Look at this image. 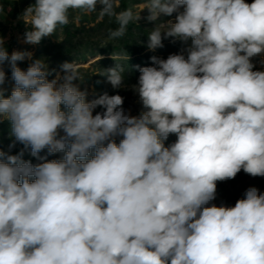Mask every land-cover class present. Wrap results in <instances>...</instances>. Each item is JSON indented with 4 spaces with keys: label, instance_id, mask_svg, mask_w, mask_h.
<instances>
[{
    "label": "clouds",
    "instance_id": "1",
    "mask_svg": "<svg viewBox=\"0 0 264 264\" xmlns=\"http://www.w3.org/2000/svg\"><path fill=\"white\" fill-rule=\"evenodd\" d=\"M98 5L100 19L118 24L110 40L147 9L149 50L167 38L191 45L137 65L131 85L122 65L104 69L113 89L138 96L131 115L119 94L89 100L74 62L51 80L42 58L22 70L32 53L9 55L0 36V123L12 138L0 148V264H264V192L250 186L234 206L213 203L218 182L241 170L264 177V0H145L137 12L116 11L119 0H34L24 42ZM28 150L41 162L23 159Z\"/></svg>",
    "mask_w": 264,
    "mask_h": 264
},
{
    "label": "trees",
    "instance_id": "2",
    "mask_svg": "<svg viewBox=\"0 0 264 264\" xmlns=\"http://www.w3.org/2000/svg\"><path fill=\"white\" fill-rule=\"evenodd\" d=\"M127 8H131L129 0H119V7L116 11H121ZM99 17V13L97 14ZM96 20V19H95ZM154 23H136L131 22L128 27L125 35L117 39H111L109 44V49H101L98 45H93L92 51H84L85 48L83 39L84 36H101L107 37L109 30H114L118 27V24L115 21L114 17L105 16L103 19L97 20L91 27H75L72 23H68L63 26L64 38L60 42H48L43 48L40 49L39 53L34 57L35 59H48L46 61L48 68L52 71V75L48 77L50 80L56 72L61 69V65L65 62H81L85 61L88 56L95 57L97 55L105 54H115L119 55L121 58L119 61L113 60L112 58L103 57L97 59L92 63V70L79 68L80 73H84L83 78L84 82L87 84L93 85L95 87V93L102 94L103 92H108L109 95H114L117 93L116 89H113L110 83L107 82V78L102 76L104 69L115 67L116 64L122 65L124 68L125 81L127 84L131 85L136 83L139 76V72L136 68L137 65L152 66L151 57L157 56L156 52L151 51L147 48L148 44V33L154 27ZM179 39L167 38L163 39L164 47L159 48L161 54H165L168 48H173L180 43ZM109 52V53H108ZM129 55V59L127 56ZM121 62V63H118ZM18 66L22 70H26L29 66V63L25 61H18ZM116 63V64H114ZM4 69L6 74L11 78V70L5 62ZM14 83V82H13ZM117 138V143L119 139ZM12 138L5 137L0 135V148L5 152H8V146L11 143ZM23 145L17 144L15 148L11 150L10 154H17ZM47 150L43 151V155H46ZM63 153H56L54 155L48 156L49 160L61 159ZM23 159L30 160L33 164L40 163L35 157L30 155V150L26 151Z\"/></svg>",
    "mask_w": 264,
    "mask_h": 264
},
{
    "label": "rangeland",
    "instance_id": "3",
    "mask_svg": "<svg viewBox=\"0 0 264 264\" xmlns=\"http://www.w3.org/2000/svg\"><path fill=\"white\" fill-rule=\"evenodd\" d=\"M130 6L133 9L134 12H137L141 9L143 4L145 3V0H129ZM246 2L251 3L252 0H246ZM34 3V0H0V36H2L5 39V48L8 51L9 55L13 51H22V52H31L32 58L31 60L28 58H25L23 61L27 63H31L32 60H34V57L39 53L40 49L43 48L48 42H60L64 38L63 28H58L56 33L43 37L39 44H28L24 42V34L28 30V25L25 24V22L22 19V13L24 10L31 4ZM99 5L96 12L93 13H85L80 10H70L69 12V23L74 24L75 27L81 28V27H91L94 25V23L99 20L100 18L97 17V14L99 13ZM182 10V9H181ZM141 19L138 21V23H151L145 19L149 15L148 10L144 9L140 13ZM175 15V14H173ZM172 17H165L161 16L160 20L164 21L167 19H171ZM96 19V20H95ZM85 48L84 51H92V46L98 45L101 49H109L110 39L107 37H101V36H84L83 39ZM180 43L177 44V46L173 48H168L167 52L165 54L158 53L159 48L156 49L154 52H156L157 57L166 59L170 54H176L181 52L182 49H186L188 46L191 45V40L185 41H179ZM109 53V52H108ZM118 58L116 61L120 60V56L116 55ZM99 57H108L111 58L112 54H105V55H97L95 57L88 56V58L85 61L81 62H74L79 66V68L82 69H91L92 70V63H94L95 60L99 59ZM119 59V60H118ZM260 58H256V60H259ZM48 59H46L47 61ZM121 63V62H118ZM116 64V63H114ZM256 69L257 70H264L261 69V66L259 63H256ZM57 72H59L61 75H63V72L61 69H59ZM56 72V73H57ZM82 77V82L79 83V87L81 90H87L89 95L88 99H93V93H95V87L93 85L87 84L84 82L83 75L84 73H80ZM8 80L6 84L4 85L6 92L5 96L7 97L10 95L12 87L14 83L11 81V78L7 75ZM55 75L51 78L53 79ZM50 79V80H51ZM117 93L124 97V105L123 107L125 110L129 111L131 115H137L141 109V105L138 102V96L130 89V88H122V89H116ZM63 108V106H62ZM102 111L101 108H97L94 110L95 112ZM10 124L8 121H3L0 123V135L5 136L6 138L10 135ZM177 137L174 134H171L167 141H165V145L167 146L170 143H173ZM43 152H41L40 155ZM250 186H256L261 192H264V177H251L243 172H239L237 176L234 179L227 180L225 182H218L217 184V198L213 203L216 205L220 204H226L229 206H234L235 202L242 198L244 191L250 187Z\"/></svg>",
    "mask_w": 264,
    "mask_h": 264
}]
</instances>
